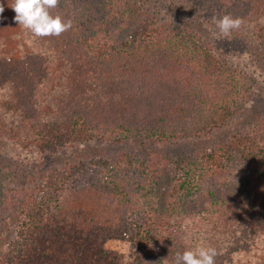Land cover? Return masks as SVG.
I'll list each match as a JSON object with an SVG mask.
<instances>
[{
	"label": "trees",
	"instance_id": "trees-1",
	"mask_svg": "<svg viewBox=\"0 0 264 264\" xmlns=\"http://www.w3.org/2000/svg\"><path fill=\"white\" fill-rule=\"evenodd\" d=\"M161 1L60 0L53 13L73 24L48 39L66 57L60 75L70 103L57 105L64 106L61 118L32 126L33 145L55 153L95 139L164 146L208 137L211 143L185 159L149 153L151 164L136 165L123 151L125 161L101 156L42 171L33 160L16 163L18 157L0 151V264H175L177 253L213 246L209 235L219 238L241 221L249 231L217 246L215 264H264V116L237 124L248 88L216 102L230 94L224 83L240 71L170 7L180 1L187 13L229 14L258 38L264 0ZM240 28L224 37L227 44L239 40ZM254 57L264 64V50ZM16 68L26 75L22 63ZM15 132L0 117V138L18 140ZM81 172L89 182L78 180ZM130 187L143 199L133 200ZM109 238L134 243V258L107 249Z\"/></svg>",
	"mask_w": 264,
	"mask_h": 264
},
{
	"label": "rangeland",
	"instance_id": "rangeland-1",
	"mask_svg": "<svg viewBox=\"0 0 264 264\" xmlns=\"http://www.w3.org/2000/svg\"><path fill=\"white\" fill-rule=\"evenodd\" d=\"M3 2L0 0V3ZM6 3L7 1L3 3L4 12L0 14V117L13 132L17 131L15 134L18 140L12 141L11 139L4 140L0 138V151L14 156L15 160L18 157L16 163L23 161L29 164L33 160L34 164L39 166L42 171L68 161H88L91 158L101 156L109 157L110 160L123 161L127 158L121 152L129 151V156L132 154L134 164L137 165L145 161L151 164L147 155L149 153H155L157 157L168 155L175 160L179 157L185 159L186 156L193 157L196 150L203 149L211 143V139H208V137L190 141L182 140L178 144L164 146H152L135 142L128 138L121 144L95 139L72 145L67 144L65 147L59 148L55 153L41 151L33 145L35 144V140L31 135L32 126L39 121L51 119L54 114L57 116L55 118H61L64 115V106L61 105L62 108H59L57 105L61 100H64L65 104L70 103L69 96H66L63 90V78L60 75L63 74L62 70L64 64H66V57L63 54L58 56L59 48L54 47L48 37L37 38L22 29L14 21L15 13L9 12L10 9ZM158 4L161 5L160 2ZM182 4L178 1L171 4L170 7H175V12L179 16H187L183 25H189L200 32L202 38H206L212 42L217 50L220 51L221 56L227 60L228 66H237V71H240L241 75H236V81H230L235 82V87H232L230 82L224 83L230 94L225 91L226 97L222 96L216 102L230 100L232 96L236 95L232 91L233 89H237L240 86L248 88V98L246 99L247 101L241 102L244 108L240 111L242 114H240L241 116L238 118L239 122L237 124L242 125L247 121L255 122L260 116H264V71H261L264 70V64L261 63L259 65L254 57L256 51L262 52L264 50V23H261V20L259 21L260 30L258 29L257 31L258 38L251 35L252 30L247 23L245 27L240 28L236 33L239 40L232 42V44H227V40L219 34V30L214 23V17L211 14L187 13L186 9L183 11L181 8H178ZM253 50L256 51L252 52ZM21 63L26 75H21L16 68ZM71 63L72 66H75V62ZM20 75L21 77L18 79ZM69 78L72 79V77ZM84 83L88 84V81ZM91 85V88L95 89L94 81ZM100 90H102L101 85L97 91ZM109 93L111 94V92ZM69 111L76 113L78 109L77 107H70ZM30 116L33 119H30ZM177 163L182 164L183 162L181 160ZM207 173L209 174L208 176H220V174H213L210 171ZM121 176L127 184H133L131 180L127 182L125 173ZM77 178L82 184L90 181L88 180V175L82 172ZM208 185L209 181L207 180L205 186ZM136 187L138 188V185ZM133 190L131 187L128 190L132 197L135 195L133 200H142L143 193ZM90 192L93 194L90 205H94L97 200L95 198L97 197H95L93 190ZM157 200L159 202L155 189L150 193L149 201H151V205L155 206ZM244 225V221L238 222V224L233 223L230 228L223 229L219 233V238L215 239L209 235L208 242L215 247L222 244L227 245L229 241L230 243L233 241L237 242V238L234 237L235 234H238L237 237H239L243 236L244 232L249 231L247 230L249 225L247 223L245 227ZM257 226L260 227V225ZM257 231L260 230L257 229ZM233 244L241 257L246 254L244 250L239 249V243ZM105 247L121 254L124 260H132L135 255L136 245L130 241L109 238L105 243ZM246 258L250 260L247 256Z\"/></svg>",
	"mask_w": 264,
	"mask_h": 264
},
{
	"label": "clouds",
	"instance_id": "clouds-1",
	"mask_svg": "<svg viewBox=\"0 0 264 264\" xmlns=\"http://www.w3.org/2000/svg\"><path fill=\"white\" fill-rule=\"evenodd\" d=\"M60 0H12L8 6L15 12L14 21L31 33L34 37L44 38L60 36L71 29L73 21L65 19L53 9L59 6ZM4 12V4L0 3V14ZM214 23L223 37L230 35L232 30L239 29L243 23L240 18L225 14L214 18ZM264 23V19L261 20ZM218 255L216 247L197 244L182 253H177L175 264H215Z\"/></svg>",
	"mask_w": 264,
	"mask_h": 264
}]
</instances>
